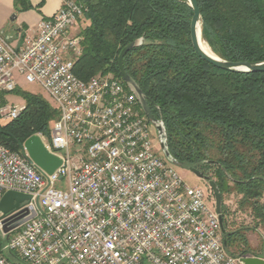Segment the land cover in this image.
Masks as SVG:
<instances>
[{"label":"built area","instance_id":"2783aa9c","mask_svg":"<svg viewBox=\"0 0 264 264\" xmlns=\"http://www.w3.org/2000/svg\"><path fill=\"white\" fill-rule=\"evenodd\" d=\"M84 15L63 0L20 48L0 31V96L20 77L40 85L60 116L50 138L37 134L62 158L48 174L25 148L0 143V201L9 190L30 195L0 211V264H244L225 247L205 189L157 146L137 95L111 73L75 74L82 37L71 31ZM24 109L2 104L0 119Z\"/></svg>","mask_w":264,"mask_h":264},{"label":"trees","instance_id":"16d2710c","mask_svg":"<svg viewBox=\"0 0 264 264\" xmlns=\"http://www.w3.org/2000/svg\"><path fill=\"white\" fill-rule=\"evenodd\" d=\"M75 1L85 7L75 74L88 80L111 73L123 80L119 56L142 39L125 53L123 63L163 122L171 155L180 166L213 179L222 198L231 190L241 195L239 207L264 227V72H232L201 58L191 42L188 0ZM198 3L203 39L217 55L264 61V0ZM34 7L31 0H15L16 12ZM13 92L24 99L25 109L16 119H0V143L22 152L31 135L51 137L60 112L42 93L20 86ZM7 94H1L0 105L8 102ZM228 214L223 203L228 252L264 257L246 237L249 226L228 228Z\"/></svg>","mask_w":264,"mask_h":264},{"label":"water","instance_id":"95a60500","mask_svg":"<svg viewBox=\"0 0 264 264\" xmlns=\"http://www.w3.org/2000/svg\"><path fill=\"white\" fill-rule=\"evenodd\" d=\"M189 4L193 8V16L190 24V36L193 48L197 54L211 63L215 67L229 70L232 72H264V61H229L221 58L215 52V55L207 53L201 46L202 36V12L198 3V0H188ZM142 39H138L133 43L126 46L120 56L119 65L122 73V77L126 85L137 95L139 103L148 117V119L154 124L158 132V138L160 141L161 150L164 156L172 163L179 165L171 155L168 146L166 144V129L162 121L158 120L151 108L149 106L148 100L145 93L136 83V81L128 75L125 70L123 58L125 53L132 47L139 45ZM24 148L27 150L29 157L32 162H34L38 168L45 171L48 174L54 173V171L62 164V158L56 153L50 151L45 145L43 139L38 134H33L28 137L24 142ZM190 170L195 173L198 177L208 181L214 196H215V207L220 215V221L222 226V232H224V221H223V198L222 194L216 184V182L209 178V176L204 175L200 170L190 167ZM30 198V195L23 194L14 190H9L5 193L0 201V211L7 213L14 208H18L24 200ZM244 264H264V257L256 255H246L242 257Z\"/></svg>","mask_w":264,"mask_h":264},{"label":"rangeland","instance_id":"374dc122","mask_svg":"<svg viewBox=\"0 0 264 264\" xmlns=\"http://www.w3.org/2000/svg\"><path fill=\"white\" fill-rule=\"evenodd\" d=\"M78 24L81 25V22H79ZM19 81L21 87H23L24 89L30 90L32 92L42 93L47 99L52 101L40 85L27 83L22 77L19 78ZM6 99L8 100L7 103L17 104V102H20V104L23 103L25 105L24 99L21 96L15 94L14 92H10L9 94H7ZM155 140L157 146H160L158 132H156L155 134ZM74 151L75 149H73V152ZM177 169L180 171L186 181L189 182L191 185H200L201 187H203L208 196V201L210 202V204L215 205V196L207 180L198 177L191 170L183 168L181 166H177ZM240 197L241 195L237 194L233 190L226 193L223 197V203L229 209V214L227 216L229 223L228 228L232 229L239 227L240 225L249 226L250 228L246 229L245 232L246 237L248 238L254 250L264 256V227L256 226V220H254L253 217L250 215V210H244L239 207L238 201Z\"/></svg>","mask_w":264,"mask_h":264},{"label":"crops","instance_id":"0c3cea01","mask_svg":"<svg viewBox=\"0 0 264 264\" xmlns=\"http://www.w3.org/2000/svg\"><path fill=\"white\" fill-rule=\"evenodd\" d=\"M31 2L34 8L16 12L15 0H0V31L16 48L23 46L26 35L36 34L37 24L42 18L55 15L63 0H31ZM80 31L81 25L77 24L71 32L74 34ZM18 86L21 87L20 81Z\"/></svg>","mask_w":264,"mask_h":264},{"label":"bare ground","instance_id":"6f19581e","mask_svg":"<svg viewBox=\"0 0 264 264\" xmlns=\"http://www.w3.org/2000/svg\"><path fill=\"white\" fill-rule=\"evenodd\" d=\"M201 46L207 53H209L211 55H215V53L212 50V48L210 47V45L207 43V41L205 39H203V37H201Z\"/></svg>","mask_w":264,"mask_h":264},{"label":"flooded vegetation","instance_id":"af4514ba","mask_svg":"<svg viewBox=\"0 0 264 264\" xmlns=\"http://www.w3.org/2000/svg\"><path fill=\"white\" fill-rule=\"evenodd\" d=\"M180 166V165H179ZM181 167H183V166H181ZM183 168H186V167H183ZM186 169H189L190 170V168H186Z\"/></svg>","mask_w":264,"mask_h":264}]
</instances>
